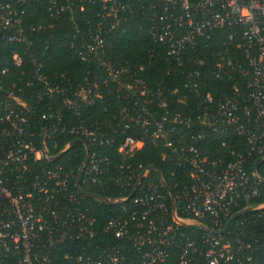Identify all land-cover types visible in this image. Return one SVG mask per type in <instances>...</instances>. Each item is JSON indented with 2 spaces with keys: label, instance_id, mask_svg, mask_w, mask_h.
<instances>
[{
  "label": "built area",
  "instance_id": "1",
  "mask_svg": "<svg viewBox=\"0 0 264 264\" xmlns=\"http://www.w3.org/2000/svg\"><path fill=\"white\" fill-rule=\"evenodd\" d=\"M11 1L0 0V38L28 46L21 0ZM42 1L48 10L53 9V16L66 10L56 0ZM97 1L99 20L113 29L123 6L118 0ZM151 6L159 12L154 13L148 32L174 60L196 39L227 31L224 45L231 55L221 57L212 68L186 73L185 80L190 86H195L193 78L233 80L228 97L214 106L208 95L204 97L196 122L211 133L230 132L243 139L241 148L231 149L229 157L207 159L199 156L195 140H167L174 124L188 120L170 115L166 102L158 98L160 90L130 72L127 64L115 68L105 59L100 22L82 36L75 32L68 47L79 61L102 68L103 84L112 83L113 92L124 103L119 110L120 129L128 128L130 122L139 125L141 138L160 142L165 149L162 158H170L187 172V180L174 186L171 200L167 193L168 210L157 174L156 181L149 176L154 170L126 162L144 140H112L97 124L69 125L58 115H41L49 129L84 142V162L77 169L82 167L79 188L90 185L101 190L111 184L120 192L116 199L100 200L113 207L98 225L91 206L82 202L85 195L74 189L75 176L59 164H41L51 162L44 135L35 140L28 121L31 112L8 85L3 87L6 68H0L4 94L0 98V264H258L259 259L264 264V210L238 221L233 233L228 228L220 235L209 231L221 229L233 210L264 203L260 183L245 169L247 160L264 155V0H152ZM237 51L240 58L235 56ZM10 59L15 66L21 62L16 53ZM30 77L25 86L35 82L45 96L55 94L73 110L77 103L92 104L101 94L96 81L63 90L37 68ZM115 142L121 161L112 164L98 148H111ZM67 148L68 143L60 152ZM190 223L208 231H183V227L191 229L186 226ZM246 227L251 229L243 230Z\"/></svg>",
  "mask_w": 264,
  "mask_h": 264
},
{
  "label": "trees",
  "instance_id": "2",
  "mask_svg": "<svg viewBox=\"0 0 264 264\" xmlns=\"http://www.w3.org/2000/svg\"><path fill=\"white\" fill-rule=\"evenodd\" d=\"M7 1L12 3L11 0ZM118 1L124 11L120 15L118 25L109 30L108 23L100 21L97 16L100 7L97 0H56V5L66 6V10L57 17L51 14L53 9L48 10L49 6L42 0H21V23L29 45L7 43L0 38V68H6L1 83L3 87L8 85L12 94L31 110V113H28V121L35 133V140L39 142L43 133L49 156L57 155L67 143L77 138L66 132L49 129L48 122L40 119L41 115H58L63 124L69 125L97 124L112 140H122L124 137L144 140L142 147L126 162L157 170L168 192L173 194L174 186H179L187 180L186 170L177 166L170 158H162L165 149L160 142H151L148 137L141 138L142 128L139 125L130 122L128 128L120 129L119 110L124 103L113 92V84H103L102 68L94 63L79 61L68 47V42L75 32L78 31V35L82 36L88 28H93L100 22L99 27L106 45L105 59L115 68L127 64L130 72H135L150 87L160 90L158 98L166 102L170 115L188 120L187 123L174 124V130L167 140H195L192 143L200 157L221 159L223 156L229 157L231 149L238 151L243 139L230 132L211 133L197 124L196 116L205 105L206 95L210 97L211 106L228 97L233 80L193 78L195 86H190L186 85L185 76L188 72H201L212 68L221 57L231 55L230 49L224 45L227 31L215 32L208 39H196L194 46L179 52L174 60L167 57L165 45L153 41L148 32V27L153 24L154 13L159 12V9L151 6L152 0ZM13 53L21 59L18 66L13 65L10 59ZM235 56L240 58L238 51ZM35 68L46 80L58 83L59 88L63 90H73L96 81L99 89L101 87L100 97L94 99L90 105L77 103L75 110L69 109L60 103V98L55 94L52 97L45 96L39 84L34 82L31 87L25 86V81L31 78ZM60 75L63 77L59 78ZM1 97H4L3 92H0ZM110 128L114 129L113 133L108 131ZM115 148L116 142L111 148H98V153L107 156L112 164H116L121 159ZM261 157L246 161L245 169L248 173H252L253 167ZM83 159V145L74 142L55 161H43L41 164H59L74 177ZM256 173L264 180V161L258 163ZM149 176L157 180L156 172L150 171ZM80 188L85 195L82 202L91 206L98 225H102L108 210L113 206L100 200L116 199L121 196L120 192L111 184L101 190L90 185H80ZM259 188L264 191V184H259ZM159 190L165 196L169 210L168 192L161 186ZM256 214L257 212L245 214L235 219L230 223L228 233L235 231L234 226L238 221L254 218ZM177 216L187 219L186 215L179 212ZM248 228L243 230L251 229ZM182 230L198 234L188 228L183 227Z\"/></svg>",
  "mask_w": 264,
  "mask_h": 264
},
{
  "label": "water",
  "instance_id": "3",
  "mask_svg": "<svg viewBox=\"0 0 264 264\" xmlns=\"http://www.w3.org/2000/svg\"><path fill=\"white\" fill-rule=\"evenodd\" d=\"M27 110L29 112H31V110L27 107ZM74 142H78L80 144H82L84 146V142L82 141V139H76L74 141H70L68 143V147H70ZM86 152V150H85ZM63 152H60L58 153L57 155L55 156H49L48 159L49 161H55L57 158H59L61 155H62ZM86 155V154H85ZM264 161V155L260 158L259 162L258 163H262ZM84 162V159L83 161ZM258 163L253 167L252 169V176H253V179L257 182H259L260 184H264V180L259 178L257 173H256V168H257V165ZM81 168L80 167L78 170V172L76 173L75 175V179H74V189L80 193H82V191L80 190V188L78 187V177L80 175V171H81ZM148 170H154L158 176V179H159V182H160V185L162 188H164L167 192H168V189L167 187L165 186V184L163 183L161 177H160V174L157 170L153 169V168H147ZM140 180V178H138V181ZM136 188V185L134 186L133 190L131 191V193L129 194L128 197H131L133 195V192ZM169 194V197H170V200L172 199V196L171 194L168 192ZM264 210V203L262 204H257L256 206H253V207H247V208H244V209H241L239 211H236L234 213H232L230 216H228V218L225 220L223 226L221 229L217 230V231H212V230H209L210 232H214L215 234L217 235H220V234H223L228 226L230 225L231 222H233L235 219L239 218L240 216H243L245 214H251V213H255V212H259V211H262ZM187 227L195 230V231H208L206 228L200 226L199 224H195V223H190V224H186Z\"/></svg>",
  "mask_w": 264,
  "mask_h": 264
}]
</instances>
